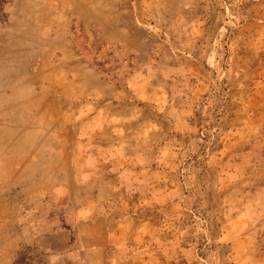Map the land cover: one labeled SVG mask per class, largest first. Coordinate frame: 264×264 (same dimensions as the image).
<instances>
[{"label": "rangeland", "instance_id": "1", "mask_svg": "<svg viewBox=\"0 0 264 264\" xmlns=\"http://www.w3.org/2000/svg\"><path fill=\"white\" fill-rule=\"evenodd\" d=\"M152 248L264 264V0H0V264Z\"/></svg>", "mask_w": 264, "mask_h": 264}, {"label": "crops", "instance_id": "2", "mask_svg": "<svg viewBox=\"0 0 264 264\" xmlns=\"http://www.w3.org/2000/svg\"><path fill=\"white\" fill-rule=\"evenodd\" d=\"M123 173H121L122 175ZM221 180H223V178H220ZM158 185L157 183L155 184V182H152V185H148V187H151L153 190L155 189V186ZM159 188V187H158ZM156 199L155 194L152 196V199ZM115 217V216H114ZM123 217V216H121ZM114 227L111 230L110 236H109V241L112 245L114 246H120V247H116L113 251L114 256H116L118 259L119 257H122L124 255V253H126V249L122 248L121 245H123L126 241H128V237L132 236V234H130L131 231L134 230H128L125 227V223L127 222H123V221H118L114 218ZM142 223L139 225V232H137L138 236L137 238H140L142 240V243L145 241H158L157 237H158V232L155 229V225L154 223L151 224L150 221H145L142 220ZM225 227V226H224ZM227 232H225V228L221 230L220 232V238H225L229 235L228 230H226ZM235 235H237L235 232L232 233V236L235 237ZM157 247H159L157 245ZM141 251V250H140ZM139 251V252H140ZM156 250L154 248L148 250V251H141L140 254L143 256V259L140 260L137 264H149L153 261V259H155L156 256L153 255V253H155ZM158 252V251H157ZM119 264H130V263H119Z\"/></svg>", "mask_w": 264, "mask_h": 264}]
</instances>
